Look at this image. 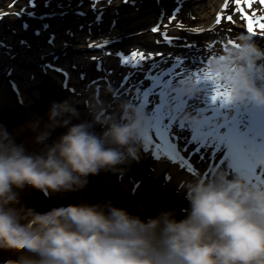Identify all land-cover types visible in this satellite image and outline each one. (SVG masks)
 I'll use <instances>...</instances> for the list:
<instances>
[{
  "label": "rangeland",
  "instance_id": "obj_1",
  "mask_svg": "<svg viewBox=\"0 0 264 264\" xmlns=\"http://www.w3.org/2000/svg\"><path fill=\"white\" fill-rule=\"evenodd\" d=\"M152 15L155 21L149 20ZM173 15L175 19H171ZM245 15L264 16V4L254 3L249 8L245 0L239 4L236 0H223L221 4L219 0H0V124L15 133L37 116L47 120L46 106L60 93L76 104L83 120L91 118L88 108L93 104L106 109L101 116L118 114L120 102L139 103L142 95L134 96L135 90L146 91L148 102L141 101L138 106L151 121L145 134L147 138L144 136L142 140L140 161L133 169L118 175L101 173L91 177L88 187L82 191L84 194H57L44 200L39 197V191L25 189L21 192L22 201L26 199L27 206L44 212L87 200L101 202L115 192L114 200L121 203V208L129 209L130 203L139 199L144 206L148 188L139 182L137 174L161 180L169 192H177L180 198L188 181L178 184V179L171 176L170 169L178 161L192 178L203 173L207 178L222 170L230 177L238 175L249 184L264 186L259 176L254 178L253 173L245 176L246 172L229 167L230 161L223 167L219 164L233 146H222L214 135L190 155L191 150L185 146L187 129H192L195 123L186 124L181 119L185 112L194 116L203 106L213 110L214 116L205 115L209 120L201 133L206 136L217 124L228 122L234 115L237 118L238 113L245 115V105L234 102L233 106L221 108L220 101L216 105L211 103V95L220 81L196 82L206 80L207 65L218 53L233 47L229 41L237 43L247 36ZM229 16L241 21L244 28L230 25ZM154 27L158 30L152 31ZM258 38L257 35L258 45L264 48V40ZM132 52H143L145 57L151 53L153 58L139 62L140 68H134L136 62L130 59ZM126 59L128 64L124 63ZM258 64L264 65L263 59ZM247 67L255 73V65L249 62ZM161 73L174 75H165L163 86L158 87L160 82H154ZM185 76L196 85L192 94L176 88ZM169 81H173L170 87ZM259 83L264 86V80ZM161 106L164 112L158 113ZM157 115H162L164 120L159 129L154 126ZM239 117L243 123L241 131L248 132V120L245 116ZM96 130L101 131L99 127ZM62 132L57 129L53 138ZM29 136L31 133L24 132L19 139L24 141ZM242 141L243 152L247 145L251 155L249 162L257 170L264 169V154L258 147L261 138L249 132ZM236 147L243 155L240 146ZM157 148L170 156L161 176L158 172L162 154ZM189 166L196 169V174L189 171ZM6 254L8 259L15 258L12 252Z\"/></svg>",
  "mask_w": 264,
  "mask_h": 264
},
{
  "label": "clouds",
  "instance_id": "obj_2",
  "mask_svg": "<svg viewBox=\"0 0 264 264\" xmlns=\"http://www.w3.org/2000/svg\"><path fill=\"white\" fill-rule=\"evenodd\" d=\"M237 44L218 53L207 71L225 78L233 102L264 107V65L258 64L264 48L252 36ZM176 88L192 94L196 85L185 76ZM103 111L93 104L83 120L65 99L51 102L47 120L37 116L15 133L0 124V251L15 254L5 264H264V186L222 170L186 183L182 219L171 208L143 218L111 199L44 212L24 204L25 189L48 198L80 192L91 177L118 175L140 161L151 124L146 112L127 101L118 114ZM181 119L189 124L194 117L185 112ZM57 129L64 131L53 138ZM24 132L31 136L21 141Z\"/></svg>",
  "mask_w": 264,
  "mask_h": 264
},
{
  "label": "snow or ice",
  "instance_id": "obj_3",
  "mask_svg": "<svg viewBox=\"0 0 264 264\" xmlns=\"http://www.w3.org/2000/svg\"><path fill=\"white\" fill-rule=\"evenodd\" d=\"M237 4L240 3V0H236ZM245 3L248 5L249 8L252 7L254 3H260L264 4V0H245ZM227 7V4L225 5ZM176 11L178 12L179 9L177 8ZM243 11V9H241ZM175 15L171 17V19H175ZM228 19L231 21L232 17L229 16ZM244 19L247 21V32L251 34L252 36L257 35V29L259 30V35L261 37H264V16H260L257 18L256 16H248L245 15ZM157 28H153L152 31H157ZM167 39V37H165ZM169 43L172 41L169 40ZM107 43V42H106ZM230 44H233V47H238L237 43H233L232 41H229ZM152 54L149 53L147 57H145L143 52H132L130 54V59L132 61H135L136 63L133 64L134 68H140L141 61H144L145 59L151 60ZM222 58V57H221ZM125 64L129 63V60L124 61ZM142 70V69H141ZM59 71V69H57ZM147 75V74H146ZM165 75H174V73H161L159 76H157V80L160 82L158 87L163 86V77ZM199 75V74H198ZM207 82V81H220L219 84L216 85V90L214 91V94L211 95V103L213 105H216L218 101L221 102L220 107H226L230 105L233 102V91L234 89L231 88V86L225 81V78L221 76L220 73L213 74L209 71L206 73V80L197 79V84L201 82ZM173 81H169L168 87L171 86ZM161 96H165L163 92L160 93ZM20 102H22V99L18 98ZM158 113H163L164 108L161 106L159 109H157ZM216 115L218 116L219 113L217 112ZM164 123V120L162 118V115H157L155 120V127L159 129L160 125ZM181 128H183V125H181ZM255 131L256 135H258L261 138V143L259 144V149L261 151V154H264V121H261L258 128L249 129L248 132L241 131V128L237 124L229 125V123L225 120L222 124H217L214 126L213 132H209L208 136H215L217 140L221 143V145L228 144L230 146H233V150L230 151L228 154H224L223 158L219 160V164L223 167L225 166L226 161H230L229 167L233 168L236 171L240 172H250L253 173V177L259 176L261 178V181L264 182V169L257 170L255 166H253L243 155L240 154L237 147L240 142L242 141V138L245 135H248L249 132ZM161 138H163L164 133H160ZM189 171L193 174H196V169L191 168L189 166Z\"/></svg>",
  "mask_w": 264,
  "mask_h": 264
},
{
  "label": "bare ground",
  "instance_id": "obj_4",
  "mask_svg": "<svg viewBox=\"0 0 264 264\" xmlns=\"http://www.w3.org/2000/svg\"><path fill=\"white\" fill-rule=\"evenodd\" d=\"M223 2V0H219V3L221 4ZM155 16H151L149 18V20H154L155 21ZM116 33V31H115ZM8 65L10 64V61L7 62ZM5 101V100H2ZM48 111V110H47ZM147 138V137H146ZM157 150L161 151L160 148ZM162 156L160 157V164H159V172H158V176H161V174L164 172L166 166L168 163H165L170 156H168L164 151H161ZM168 162V161H167ZM170 174L173 177H176L178 180V184L182 183L183 181L187 182L189 180L192 179L191 176L188 175V173L186 172V169L183 167V165L180 162H176L172 165V168L170 169ZM201 176V175H200ZM199 176V177H200ZM71 194V193H68Z\"/></svg>",
  "mask_w": 264,
  "mask_h": 264
},
{
  "label": "trees",
  "instance_id": "obj_5",
  "mask_svg": "<svg viewBox=\"0 0 264 264\" xmlns=\"http://www.w3.org/2000/svg\"><path fill=\"white\" fill-rule=\"evenodd\" d=\"M151 185V184H150ZM153 185H157V184H153ZM155 190V189H154ZM153 190V191H154ZM113 195V194H112ZM114 196V195H113ZM160 199H162V198H160ZM134 205H136V204H134ZM170 205H171V207H173V205H172V202H170ZM173 209V208H172ZM173 210H175V209H173ZM175 212H176V217H178V216H180V219L183 217L181 214H179V212L177 211V210H175ZM179 214V215H178Z\"/></svg>",
  "mask_w": 264,
  "mask_h": 264
}]
</instances>
